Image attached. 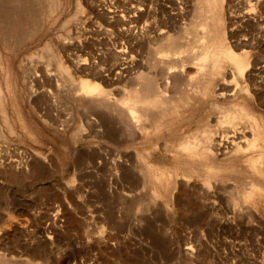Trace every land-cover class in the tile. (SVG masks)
I'll list each match as a JSON object with an SVG mask.
<instances>
[{"label": "rangeland", "instance_id": "obj_1", "mask_svg": "<svg viewBox=\"0 0 264 264\" xmlns=\"http://www.w3.org/2000/svg\"><path fill=\"white\" fill-rule=\"evenodd\" d=\"M208 38L242 53V75L201 66ZM167 42L185 82L157 73ZM82 79L98 100L74 93ZM139 85L150 125L103 133L94 111L123 124ZM225 116L254 148L170 150ZM0 264H264V0H0Z\"/></svg>", "mask_w": 264, "mask_h": 264}, {"label": "bare ground", "instance_id": "obj_2", "mask_svg": "<svg viewBox=\"0 0 264 264\" xmlns=\"http://www.w3.org/2000/svg\"><path fill=\"white\" fill-rule=\"evenodd\" d=\"M202 19H203V22H202L203 24H207L208 23V17L202 18ZM206 27H208V26H206ZM207 30H208V28H207ZM211 41H212V39L208 38L207 41L205 40L201 44V47H200L199 52L197 54L201 66H203V68L206 70L210 66L211 67H213L215 65L218 66V63L221 62L220 60L227 59L228 61H230L232 63V66L237 71V73L242 75L243 72H244V69H245V67H246V65L248 63L247 59L244 56L241 55L242 53H237V52H234V51H232L230 49H224V47H223V50H222V48H217L218 46L216 47L213 43H211ZM214 41H215V39H214ZM173 46H174L173 43H169V42H167L165 44L163 43V44H161L159 46L158 49H156L154 51V53H152L153 54L152 56L155 59L154 60L155 61L154 65L155 66L158 65V72L157 73L163 79V82L165 84H167L169 81H174V82H180L181 83L185 79L186 68H185L184 64H182L184 62H182V63L172 62V61L168 60V58H167L168 53L174 52V49L172 48ZM152 63H153V61H152ZM186 78H187V76H186ZM185 84H187V83H185ZM102 91L103 90H102V88H101L99 83L94 82V81H89L87 79H82V80H80V82H79V84L77 86L76 92H74V93H76V94L82 93L85 96L83 101L86 102V103H89V102L91 103V101L98 100V99H96V96L98 94H100ZM152 91H154V90H152ZM152 91L149 92L148 90H146L145 86L139 85V86L135 87L134 90H132L131 92H129L128 94L124 95L121 98V101L130 110L131 119L124 118L123 119L124 120L123 124L121 123L119 126L117 125V123H115L113 120H111L110 117H109L110 120L106 119V115L108 114L107 111H104V110L102 111V110L96 109L94 111V114L97 117L96 119H98V120L103 122V130H104L103 133H114L115 135L117 134L116 136L118 137V135H119V137L122 140H124L125 137L127 138V137L138 136V134L141 133V129L144 130L145 127L150 125V119L155 114L153 112V110L147 104H145L148 101V97H150L149 95H152V94H150ZM153 94H154V92H153ZM97 97H99V96H97ZM101 100H103V99H101ZM148 102H150V101H148ZM107 103L110 104V102H107ZM95 104H97V103H95ZM111 105H112V103H111ZM97 107H98V105H97ZM110 107H112V106H110ZM159 107H160V105H159ZM177 107L176 108H172L173 111H174V109H177ZM162 108H163V106H162ZM181 108H179V109H181ZM225 108L223 107L224 110H225ZM156 109H158V108H156ZM226 110H228V109H226ZM164 111H166V110H164ZM196 111H197V108H196ZM180 112H182V111H180ZM180 112L178 111V114ZM186 112L187 111H185V113ZM47 113H50V109H48ZM158 113H161V111L158 112ZM185 113H183V114L185 115ZM189 113L192 114L191 112H189ZM203 115H205V114H203ZM206 115H207V113H206ZM180 116H182V115H180ZM190 116H192V115H190ZM193 116H195V115H193ZM219 117L220 116L216 117L215 120H218ZM96 119L93 118L92 119L93 122H95ZM90 120H91V118H90ZM215 120H214V122H215ZM221 120H222V124H219L214 129L211 127V125L209 123L203 129V132H201L202 134L204 133V135H202L203 136L202 138L197 137L196 134H195L196 136L195 135L192 136L193 133L189 134V135H186L178 143L172 144L170 150L174 151L175 153H177L178 155H181V156H182V154H184L186 156L197 157L198 155L202 154V152L204 150H207V152H212V153H213V151H217V152H221V153H232V152H238L240 150L241 151H245L246 149H249L251 147L252 148L255 147L254 144H255L256 136H253L250 139H246L244 136H241L240 134H237V133H239V132H237V130H235L234 128L228 126L229 123L227 121H229V119L226 118V116H225L224 120L223 119H221ZM197 121H199V120H195L194 119V121H193V118H191L189 121H187L184 124L183 128L179 129V132H177V133H183V130H185L186 128L188 129V127L192 126V122H194L195 123L194 125H196ZM218 122H220V121H218ZM225 123H228V125L225 124ZM51 124H52V126L54 128L57 127L59 129L64 130V126H62V125H59V124H56V123L55 124L51 123ZM177 126H179V125H177ZM231 126H233V124ZM188 133H191V132H188ZM212 133L213 134L214 133H219V134H218V136H215ZM93 156H94V154H93ZM116 162H114V160H112V159H108L106 156L101 157L100 159H97V158L93 159V163L94 164H97V165L101 164L104 167L108 166V168L105 170V172L103 173V176H102V177L106 178L107 180L110 179V177L115 176L116 172H114V171L111 172L110 171L111 170L110 167L111 166L113 167L114 163L116 164ZM120 166L123 167V168H125V167L127 168L128 167V165L125 166L124 164H121ZM128 168H131V171L133 173H135V171H134L132 166L131 167L129 166ZM114 178H116V177H114ZM110 188L112 189L114 187L112 186Z\"/></svg>", "mask_w": 264, "mask_h": 264}]
</instances>
